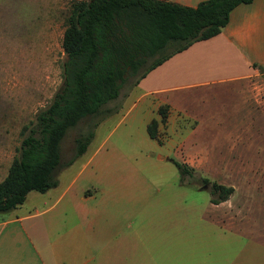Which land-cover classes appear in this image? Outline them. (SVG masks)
<instances>
[{"label": "rangeland", "instance_id": "rangeland-1", "mask_svg": "<svg viewBox=\"0 0 264 264\" xmlns=\"http://www.w3.org/2000/svg\"><path fill=\"white\" fill-rule=\"evenodd\" d=\"M69 2L0 0V179L20 126L60 82ZM253 81L247 91L223 86L197 91L203 96L197 105L210 117L201 124L186 117L180 132H166L164 125L157 130L156 123L155 139L169 137L162 144L138 122L145 100L137 98L143 89L137 83L124 82L104 105L113 110L99 118L85 151L63 176L97 145L99 154L110 157L118 185L133 189L137 205L131 264H264V76ZM86 120L67 128L61 160L72 155L73 138L87 128ZM177 147L189 170L182 176L172 162L179 159ZM212 182L233 187L226 199L210 201L216 197Z\"/></svg>", "mask_w": 264, "mask_h": 264}, {"label": "crops", "instance_id": "crops-1", "mask_svg": "<svg viewBox=\"0 0 264 264\" xmlns=\"http://www.w3.org/2000/svg\"><path fill=\"white\" fill-rule=\"evenodd\" d=\"M170 1L193 6L200 0ZM262 72L264 0L238 3L218 33L173 53L137 82L143 88L137 98L145 100L138 122L146 133L152 118L166 132L185 130L186 117L201 124L210 112L198 107L203 96L197 91L213 86L247 91ZM166 135L161 142L150 138L162 144ZM99 146L66 177L73 161L61 167L54 186L29 190L20 204L0 211V264H131L137 238L133 189L118 185L120 175ZM177 148V161H183V148ZM103 180L111 186H98Z\"/></svg>", "mask_w": 264, "mask_h": 264}, {"label": "trees", "instance_id": "trees-1", "mask_svg": "<svg viewBox=\"0 0 264 264\" xmlns=\"http://www.w3.org/2000/svg\"><path fill=\"white\" fill-rule=\"evenodd\" d=\"M249 1L200 0L191 6L170 0H70L60 41V82L20 126L21 137L0 179V211L20 204L29 190L43 192L56 184L57 171L85 151L99 118L113 110L104 105L124 82L137 83L173 53L218 33L231 8ZM165 108H157L160 121ZM83 118L87 128L74 136L72 155L61 160L63 135ZM156 123L154 118L147 123L149 137L155 138ZM172 162L180 176L189 171ZM232 188L212 182L216 197L210 201L226 199Z\"/></svg>", "mask_w": 264, "mask_h": 264}]
</instances>
